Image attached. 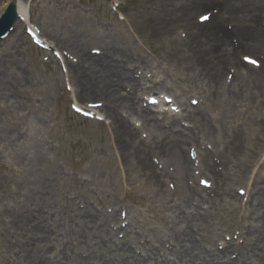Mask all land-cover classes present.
I'll return each instance as SVG.
<instances>
[{"label":"bare ground","instance_id":"bare-ground-1","mask_svg":"<svg viewBox=\"0 0 264 264\" xmlns=\"http://www.w3.org/2000/svg\"><path fill=\"white\" fill-rule=\"evenodd\" d=\"M163 1L166 5L173 0ZM177 3L185 14L179 20L186 26L189 39L195 42L193 46L185 44L182 50H175L168 40L169 43L163 45L167 52L173 54L178 65L196 70L216 96L223 99L222 102L227 103L233 97L236 102L261 106L258 92L263 90L264 71L242 68L233 47H229L220 31L219 19H222V8L226 13L230 12L240 34L239 47L257 51L264 42V34L260 33L264 27L257 26L264 6L248 0H179ZM212 4H219L222 8L215 5L207 23L189 21L188 10ZM233 6L236 13L228 11ZM16 13L17 19L12 26L14 34L10 39L13 45L19 44L21 37L17 35L21 34L17 33L21 27L26 29L30 17L26 4L20 0H16ZM238 18H241L240 23ZM224 20L226 22V16ZM254 30L253 36L249 35L248 32ZM100 31L104 33L105 30ZM56 39L55 46L61 51L63 60L49 59L53 63H63L67 72L72 71L74 96L80 104L92 106L110 119L112 141L126 176L130 181L141 178L154 184L158 195H164L172 208L173 221L177 225L171 230L170 242L158 241V247L141 255L139 252L133 254L130 243L120 241L117 236L123 231L129 232L133 238H142V233L133 227L128 216L125 225L121 224L119 204L116 208L113 205L110 209L100 207L96 210L83 201L81 217L66 223L54 200L61 173L45 155L38 136L45 128V120L30 111L24 113L27 108L22 92L18 93L20 89L7 78V70L15 62L1 52L0 114L6 110L20 113L26 123L21 130L0 125V145L21 148L23 144L27 145L28 151L24 148L17 157V151L11 155L16 159L15 163L12 160L8 170L12 175V188L7 194L16 198L13 196L10 203L0 206V264H264V161L260 165L263 170L258 169L245 187L246 202L250 206L246 218L253 224L247 233L253 234V240L238 245L230 238L221 248L208 249L202 238L197 237L196 230L203 224L206 214L202 203L222 201L219 193L237 200L233 178L241 176L243 181L246 179L240 163L244 158L254 156L250 136L239 128L224 127L222 118L210 116L199 105L187 113L186 119L191 125L179 127L182 116L167 110L160 112L167 121L162 124L163 119L150 111L151 108L138 96L140 90L156 93L155 90H160L162 85L143 87L146 83L141 74H136V68L120 64L133 60L141 67L151 66L136 48L107 41L105 46H100V42H104L100 34L87 39L84 31L76 28ZM93 50L99 53L92 54ZM226 65L230 67L223 73ZM135 116L147 129L146 137L130 119ZM191 152L196 154L195 158L190 156ZM8 155L7 151L5 154L2 151L0 159ZM14 164L19 168L15 169ZM114 171L117 173L118 168L115 167ZM200 174L207 177L209 184H199L201 178L197 182ZM169 183H172L170 188ZM109 197L115 198L111 193ZM261 226L263 229L259 231ZM117 244L128 247L129 255L125 260L110 255Z\"/></svg>","mask_w":264,"mask_h":264},{"label":"rangeland","instance_id":"rangeland-1","mask_svg":"<svg viewBox=\"0 0 264 264\" xmlns=\"http://www.w3.org/2000/svg\"><path fill=\"white\" fill-rule=\"evenodd\" d=\"M8 1L0 0V14L5 10ZM20 1L26 4L30 15L26 23L28 30L20 28L17 33L21 34L17 35L21 37L18 45H13L10 40L14 34L11 30L0 40V53L7 54L6 57L12 58L15 62L8 68L7 78L20 89L18 93L22 92L27 108L24 113L30 111L45 120V128L38 136L41 137L45 155L61 173L59 190L56 188L54 200L63 220L69 223L70 219L75 222L76 218H80L83 201H86V205L91 209L96 210L100 207L110 209L109 207L113 205L116 208L119 204L120 218L127 219L128 216L133 227L142 233V238H133L131 234L123 231L119 232V236L123 241L130 243L133 254L139 252L141 255L149 253L155 246L158 247V241L168 243L171 230L177 225V222L173 221L172 208L164 199V195H158L154 184H148L141 178L130 181L126 176L112 141L110 119L98 109L80 104L74 96L75 78L72 71L67 72L63 63H53L49 59L54 57L58 61L63 60L61 51L55 46L56 38L76 28L84 31L87 39L100 34L104 39L100 46H105L107 41L136 48L151 63V66L146 68L133 60L120 64L126 68H136V74H141L146 83L143 87L162 85L160 90H155L156 93L138 91L139 99L151 108L150 111L163 119L160 121L162 124H167V121L159 113L165 109L171 114L179 113L178 115L182 116L179 118L181 121L179 127L190 124L186 119L187 113L192 107L195 109L199 105L205 108L210 116L222 118L224 127L239 128L250 136L254 156L244 158L240 163L246 179L243 181L241 176L233 178L237 200L219 193L222 201L202 203V210L206 211V214L203 216V224L198 225L196 230L197 237L202 238V243L208 249H217L222 242L230 238L238 245L253 240V234L247 233L253 224L251 219L246 218L250 206L246 202L245 187L251 183L255 172L263 170L260 169V165L264 161V80L261 82L263 90L258 92L261 106L253 107L243 101L236 102L233 97L224 103L196 70H187L178 65L173 54H169L163 45L170 40L172 49L182 50L185 44L193 46L195 42L192 43L189 39L186 26L179 20L185 17L183 8L177 3L179 0L168 1L166 5L163 0ZM248 1L257 6H264V0ZM215 5L217 4L206 7L198 5L188 10L186 15L191 23H196L200 16L213 12L212 8ZM217 6L222 8L219 4ZM228 11L237 12L235 6L228 8ZM221 16L220 31L225 35L229 47H233L237 60L243 64L242 68L264 71V42L257 51L239 47L240 34L231 20L232 14L226 13L222 8ZM237 21L240 23L241 18ZM263 21L264 12L258 18L257 26H263ZM100 30L105 31L103 33ZM30 31L38 34V38L45 42L46 48L38 46L33 41ZM253 32L255 33V30L248 33L252 35ZM260 33L264 34V31ZM98 53L97 50L92 51V54ZM245 57L255 60L256 63L248 62ZM228 66L222 70L223 73H226ZM231 84L233 86V81ZM77 104L82 106L81 113L74 109ZM0 115L2 116L0 125L4 128L24 129L26 120L20 113L6 110ZM130 119L146 137L147 129L142 126V120L136 116ZM4 136L10 135H2ZM20 146L21 148L0 145V152L3 151L5 154L7 151L9 154L7 158L0 159V206L2 203H10L15 196L7 194V190L12 188V175L8 170L12 160L15 163L21 149L23 151L26 148L28 151L27 145ZM14 151H17L16 157H12ZM13 167L19 168L16 164ZM115 167L118 168L117 173L114 171ZM200 178L207 180V177L200 174L197 182ZM171 185L172 183H169V188ZM110 193L116 200L109 197ZM262 229L263 226L259 231ZM113 248L110 252L113 258L125 260L129 255L127 246L121 244ZM160 253L162 254V250Z\"/></svg>","mask_w":264,"mask_h":264},{"label":"water","instance_id":"water-1","mask_svg":"<svg viewBox=\"0 0 264 264\" xmlns=\"http://www.w3.org/2000/svg\"><path fill=\"white\" fill-rule=\"evenodd\" d=\"M16 18V9L14 2H10L6 11L0 17V37L7 32Z\"/></svg>","mask_w":264,"mask_h":264},{"label":"snow or ice","instance_id":"snow-or-ice-1","mask_svg":"<svg viewBox=\"0 0 264 264\" xmlns=\"http://www.w3.org/2000/svg\"><path fill=\"white\" fill-rule=\"evenodd\" d=\"M202 20L203 19H206V17H202L201 18ZM245 59L248 61V62H250V63H253V64H255L256 63V61L255 60H251L250 58H248V57H245Z\"/></svg>","mask_w":264,"mask_h":264}]
</instances>
